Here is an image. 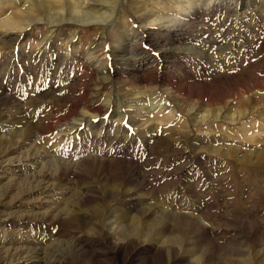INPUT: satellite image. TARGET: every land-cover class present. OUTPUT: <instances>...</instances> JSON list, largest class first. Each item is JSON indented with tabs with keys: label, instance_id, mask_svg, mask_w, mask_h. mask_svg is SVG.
<instances>
[{
	"label": "rangeland",
	"instance_id": "374dc122",
	"mask_svg": "<svg viewBox=\"0 0 264 264\" xmlns=\"http://www.w3.org/2000/svg\"><path fill=\"white\" fill-rule=\"evenodd\" d=\"M20 1L1 0L0 21L22 15ZM102 1L90 0L94 15L105 13L92 28L0 30V41L22 34L0 46V155L15 145L7 157H37L31 169L50 185L33 191L31 171L0 165V256L264 264V0ZM153 16L179 23L163 31L177 52L127 51L136 61L119 67L111 57L90 62L95 48L112 56L128 34H146Z\"/></svg>",
	"mask_w": 264,
	"mask_h": 264
},
{
	"label": "bare ground",
	"instance_id": "6f19581e",
	"mask_svg": "<svg viewBox=\"0 0 264 264\" xmlns=\"http://www.w3.org/2000/svg\"><path fill=\"white\" fill-rule=\"evenodd\" d=\"M1 1V0H0ZM76 2H73L70 1V0H23V2H21L22 6H26V10H24V13L22 15H18V14H14L13 16H11L10 18V21L8 19L4 20V21H0V30H2V32L6 33V32H9L11 29H22L21 32L25 31V29L30 26L29 24L31 23H34V22H37V23H45L47 22L48 24H50L49 22H51L52 24V28H54L52 31H59V29L65 24L67 26H69V28L71 29V27H73L74 25H82L84 27H88V28H92V26L94 24H99V23H103L105 21L104 19V14H100L99 15H94L96 13H99V10H95L92 11L93 7L90 3V0H75ZM102 1V0H101ZM168 1V0H167ZM190 1V0H188ZM210 1V0H209ZM216 1V0H215ZM6 2V0H5ZM113 1H102L103 4H107V5H113L112 3ZM176 2H180V0H174L173 1V4H175L177 6V3ZM13 3V1H12ZM139 3V2H138ZM198 3V2H197ZM210 3V2H209ZM219 3V2H218ZM221 3V2H220ZM15 4V3H14ZM19 4V2H18ZM103 4H100L101 8L102 7H105V5ZM29 5V6H28ZM68 5V10L67 12H65V7ZM210 5V4H208ZM220 5V4H219ZM3 6V5H2ZM197 6V5H196ZM212 6V5H210ZM4 7V6H3ZM113 7V6H112ZM207 7V6H206ZM215 7V6H214ZM219 7V6H218ZM54 8L56 10H59L57 11L56 13H52L51 12V9ZM90 8V9H88ZM209 8V7H208ZM217 8V7H216ZM60 10H64V12H61ZM94 10V9H93ZM101 10V9H100ZM225 10V9H224ZM37 12L38 15H41L42 17H46L47 19L45 18H40L38 17V15L33 16L32 15V12ZM182 11H183V8H182ZM220 11V10H219ZM108 13V11H106ZM192 12V11H191ZM152 13V12H151ZM164 13V12H163ZM177 13V12H176ZM185 14V13H184ZM107 16V15H106ZM182 16V15H181ZM170 17V16H169ZM165 18V17H164ZM185 18V17H184ZM171 20V19H170ZM147 22L143 25V29L145 31L146 34L142 35V36H136V38H131V35H127L125 36V38L123 40L120 41V46L119 48L118 47H114L111 51H112V56L109 55V53L106 51V50H103V49H98L95 48V50L92 51V61H94L95 59L97 61H102V60H105V59H109L110 57L112 58V63L115 64L116 66H118V64H124V65H128L130 64V62H133V61H136V59L133 57V56H128V57H124V53L129 51V52H132L134 51L135 53L136 52H139L140 54L146 52L145 49L146 48H151V47H156L160 50L161 54H162V58H166L168 55H170L171 52H177V50H179V48H176V47H173L171 46V44L167 43L169 41L170 38L168 39H165L164 40V35L165 33L164 32H171L174 28H176L179 23H173V21H171L172 25L168 24V22L163 19V17L161 18H158V16H153V17H150L148 20H146ZM167 22V23H166ZM46 23V24H47ZM170 23V22H169ZM183 25V24H182ZM48 26V25H47ZM24 28V29H23ZM49 28V27H48ZM94 29V28H93ZM142 29V28H141ZM75 30V29H74ZM86 30V29H85ZM180 30V29H179ZM50 31V32H52ZM72 31V30H71ZM91 31V30H89ZM164 31V32H163ZM1 32V33H2ZM20 32V31H19ZM73 33V32H72ZM77 33V30L76 32ZM75 33L74 35L72 36V40L74 41V38L77 37L75 36ZM7 34V33H6ZM4 34V37L8 38L9 34L6 35ZM70 34V33H69ZM138 34V33H137ZM219 34V33H218ZM231 34V33H230ZM220 35V34H219ZM174 36V35H173ZM212 36V35H211ZM215 37V35H213ZM50 37V36H49ZM196 37V36H195ZM218 37V36H217ZM22 38V34H19L18 36L14 37V40H7V41H4V40H1L0 41V46H3V45H7L8 48H10L9 46H15L17 45V42H19ZM105 36H102L101 39L104 40ZM212 38V37H211ZM216 38V37H215ZM220 38V37H219ZM80 39V37H79ZM183 39V38H182ZM213 39V38H212ZM222 40V39H220ZM49 41V40H48ZM80 40H78L79 42ZM219 41V39L217 40ZM50 42V41H49ZM69 42H71V40H69ZM76 42V41H75ZM119 43V41H117ZM44 43V41L42 42ZM52 43V42H51ZM211 43V42H210ZM213 43V42H212ZM45 44L47 45V42H45ZM198 44V43H196ZM43 45V44H42ZM53 45V44H52ZM51 45V46H52ZM117 45V44H116ZM207 45V44H205ZM210 44H208L209 46ZM217 45V44H216ZM70 46V45H69ZM208 46H205V47H208ZM40 47V46H39ZM47 47V46H46ZM204 47V48H205ZM213 47V45H212ZM216 47V46H215ZM72 48V47H71ZM203 48V50H204ZM218 48V47H216ZM214 48V49H216ZM42 49V48H41ZM206 49V48H205ZM211 49V46L210 48ZM50 50V49H49ZM70 50V49H69ZM68 50V51H69ZM217 50V49H216ZM45 51V50H44ZM75 50H73L74 52ZM81 51V50H80ZM89 51V50H88ZM40 52V51H38ZM66 52V51H65ZM76 52V51H75ZM214 52V51H212ZM44 53V52H43ZM42 53V54H43ZM49 53H51V51H49ZM68 53V52H67ZM205 53V52H204ZM211 53V52H210ZM39 54V53H38ZM37 54V55H38ZM74 54V53H73ZM78 54V53H77ZM36 55V56H37ZM41 55V53H40ZM39 55V56H40ZM80 55V54H79ZM90 55V53H89ZM19 57H21V53L18 55ZM23 56V54H22ZM65 56H67L65 54ZM70 56V55H68ZM77 56V55H76ZM81 56V55H80ZM79 56V57H80ZM15 57V56H14ZM88 57V56H87ZM38 58V56H37ZM82 58V57H81ZM89 58V57H88ZM110 58V59H111ZM137 58V57H136ZM157 59V58H156ZM198 59V57H197ZM19 60V59H17ZM55 60V59H54ZM123 60H125L123 62ZM200 60V59H199ZM50 61V60H49ZM72 61V60H71ZM52 62V61H50ZM61 62V61H60ZM70 62V61H69ZM74 62V61H72ZM71 62V63H72ZM78 62V61H76ZM123 62V63H122ZM49 64V62H47ZM53 63V62H52ZM75 63V62H74ZM102 63V62H101ZM70 64V63H69ZM69 64H66L69 66ZM100 64V63H99ZM140 64V63H139ZM64 65V66H66ZM110 65V64H109ZM152 65V64H151ZM43 66V65H42ZM49 66V65H48ZM71 66H74V65H71ZM106 67V66H105ZM119 67V66H118ZM64 68V67H63ZM104 68V67H103ZM67 69V68H66ZM155 69V68H154ZM62 70V68H61ZM99 71V70H98ZM64 72V71H63ZM10 74V73H9ZM55 75V74H54ZM62 75V74H61ZM61 78V77H60ZM69 79V78H68ZM3 80V79H2ZM7 81V80H6ZM56 83V82H55ZM159 103V102H158ZM151 104V103H150ZM154 104V103H153ZM158 105V104H157ZM132 107V106H131ZM141 107V106H140ZM136 108V105L134 107V110ZM145 108V107H143ZM163 108V106H162ZM153 109V108H152ZM165 109V108H163ZM137 110V109H136ZM139 110V109H138ZM145 111V110H144ZM143 111V113H144ZM135 112V111H134ZM138 112V111H136ZM141 112V111H140ZM131 113V112H130ZM141 114V113H140ZM145 114V113H144ZM149 114H151V112H149ZM152 114L154 115V112H152ZM1 115V114H0ZM136 115V114H134ZM152 115V116H153ZM132 116V115H130ZM162 116V115H160ZM134 118L133 119V122H136L138 124L139 127H141L142 129H147L150 128V125L152 122H149V119L150 118H146L142 116H133ZM156 117V116H155ZM154 117V119H155ZM1 118V116H0ZM131 118V117H130ZM153 118V117H152ZM158 118V117H157ZM78 120V119H77ZM1 121V120H0ZM108 122V121H107ZM114 122V121H113ZM118 122V121H117ZM132 122V121H131ZM68 123V122H67ZM153 124V123H152ZM1 125V124H0ZM49 126V125H48ZM61 126V124H60ZM74 126V125H73ZM111 126V125H110ZM152 126V125H151ZM69 127V126H68ZM121 127V126H120ZM138 127V128H139ZM63 129V128H62ZM85 129V128H84ZM65 130V129H64ZM70 130H73V131H76L78 130L77 128L74 129V128H70ZM89 131V130H88ZM70 132V131H69ZM91 132V131H90ZM148 133V132H147ZM58 134V132H57ZM71 134V132L69 133ZM153 134V133H152ZM203 134V133H202ZM67 135V134H66ZM65 135V136H66ZM107 135V134H106ZM156 135V134H154ZM89 136V135H88ZM206 136V135H205ZM75 139V138H74ZM153 139V138H152ZM53 141V140H52ZM65 141V139H64ZM189 141V140H188ZM28 143V142H27ZM18 145V144H17ZM21 146V145H20ZM19 147V146H17ZM118 147V146H117ZM39 148V147H38ZM41 148V147H40ZM16 149L15 145L14 147L12 148H8L6 150V153L5 154H2L0 155V165L1 167L5 166L4 169L8 168L12 171H31L30 173V176L33 177L32 179L31 178H28V180H31L29 182H31L33 185V191H41L42 192H46L48 190V188L50 187L49 183H48V180L46 178H44L43 176L40 175V172H36L35 171H32L31 168L33 167H39V164H38V158L37 157H29V158H26V159H22V156L20 157H7L6 155L8 154L9 151H11L12 153L16 151H14ZM42 149V148H41ZM129 149V148H128ZM26 152V151H25ZM39 153V152H38ZM20 155V154H19ZM18 156V155H17ZM137 157V156H136ZM57 161V160H56ZM41 162V161H39ZM61 162V161H60ZM59 162V163H60ZM62 163V162H61ZM41 165V164H40ZM17 169V170H16ZM37 169V168H36ZM43 169V168H42ZM4 171V170H3ZM7 171V170H6ZM135 171V170H134ZM7 173V172H6ZM13 173V172H12ZM15 174V173H14ZM19 174V173H18ZM16 176V175H15ZM29 176V177H30ZM2 178H5L4 176H1ZM13 177V175H12ZM20 177V176H18ZM8 178V177H7ZM35 178L36 181H34L33 179ZM21 180V179H20ZM26 180V179H25ZM52 184V183H51ZM14 188V187H13ZM16 189V188H15ZM103 227V226H102ZM103 233V232H102ZM106 233V232H104ZM103 235V234H102ZM112 236L113 234L108 232L107 233V237L108 239H112ZM105 237V236H104ZM108 239L106 238V240L108 241ZM113 240V239H112ZM109 242V241H108ZM121 246L120 243H116V246H115V253H118L120 250H121ZM24 250V249H23ZM2 251V250H1ZM25 251V250H24ZM109 251V250H108ZM3 252V251H2ZM6 253L1 255L0 256V264H17V263H24L25 261H27L26 259H24V257H22L19 253L20 252H17V250H15L14 252L13 251H5ZM26 253V251H25ZM1 254V253H0ZM110 254V252H109ZM7 256H10V260L8 259L7 260ZM40 255H37L35 256L36 260L38 261H41V258H39ZM102 257V256H101ZM135 256L130 253L126 258L124 257V260L122 261L123 264H131L133 261H134V258ZM114 258V257H113ZM27 264V263H26Z\"/></svg>",
	"mask_w": 264,
	"mask_h": 264
}]
</instances>
